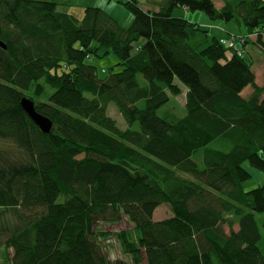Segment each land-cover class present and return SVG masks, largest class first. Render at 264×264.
<instances>
[{"label":"trees","instance_id":"trees-1","mask_svg":"<svg viewBox=\"0 0 264 264\" xmlns=\"http://www.w3.org/2000/svg\"><path fill=\"white\" fill-rule=\"evenodd\" d=\"M116 2L132 15L128 27L99 7L77 19L49 0H0L6 264H108L100 241L112 235L94 224L121 216L133 228L113 236L131 264H264L256 221L264 180L243 190L251 179L244 163L264 174V87L241 48L264 53V0H226L219 9L212 0ZM175 9L241 22L246 36L228 48L229 36L174 17ZM110 54L120 71L100 79L89 60ZM182 90L185 115L160 114ZM23 98L51 121L49 133ZM161 205L171 215L155 222Z\"/></svg>","mask_w":264,"mask_h":264},{"label":"rangeland","instance_id":"rangeland-1","mask_svg":"<svg viewBox=\"0 0 264 264\" xmlns=\"http://www.w3.org/2000/svg\"><path fill=\"white\" fill-rule=\"evenodd\" d=\"M53 1L57 4H61L62 7L59 8L61 11H64L63 7H68L71 5V3L74 0H49ZM114 4L116 9L110 10L108 13L111 15L122 27H128L131 24L132 21V15L129 14V12L121 5L118 4L115 0H108ZM216 4L218 3L217 0H215ZM100 5L95 0H76L75 5L73 7H68L70 10H68V13L76 17L77 19H81L83 16V9L85 7H103L101 9L108 10L107 6H98ZM218 5V4H217ZM106 11V10H105ZM107 12V11H106ZM183 15L187 16V19H189L192 22L198 23L203 29H207L211 35H216L217 37L228 35L227 33H234L235 38L238 39L240 36H246V29L242 25L241 22L238 23H220L217 21H210L206 15L202 12H186L181 9H175L173 12L174 17H181ZM209 21L208 23H203ZM229 36V35H228ZM256 35L251 34L249 36V39H255ZM240 43L238 41L236 43V46ZM249 48H251V45H248ZM254 48V56L252 63L251 58L246 54L244 55V58L248 63H251V68L255 74L256 77V83L259 86L264 87V53L257 49L255 46L252 45ZM230 54V52H227ZM119 60L114 57L113 55H107L102 58H92L89 60V63L96 67L97 69V75L100 79L106 77L110 71L117 72L120 71V67L117 66ZM139 83H144L145 80L141 77H137ZM177 84H180L176 81ZM181 85V84H180ZM183 89V88H182ZM248 89H251L248 87ZM181 96H178L176 98H171L169 103L165 106H163L159 113L161 114L165 110L172 111L177 117H183L185 115L184 110V103H185V97L184 93L185 91L182 90ZM247 92L244 91L243 96L245 95L247 97ZM108 116H110L112 119H114L117 123V126L121 129L126 128V123L122 119L121 115L117 111L116 107L113 104L108 105L107 110ZM137 125H133L132 129L137 130ZM193 160L198 162L195 157H193ZM244 169L251 175V179L243 183V190L244 191H250L252 189H255L258 187L264 180V174L258 170L253 169L248 163L243 164ZM184 178L190 179L194 181V179L187 175V174H181ZM170 212V209L166 205H161L155 214L156 219L152 217V220H158L161 219L164 216H167ZM153 216V215H152ZM155 217V216H154ZM158 222V221H157ZM94 228L100 231H104L106 233L111 234L112 236L107 237L105 241H100L101 248L103 249V252L105 254V257L108 261V264H131L130 259L128 256L122 254V249L118 243V240L113 236L119 231L123 230H130L133 228V225L128 222L126 217L121 216V220L118 223H109V222H99L94 224ZM263 231V230H262ZM8 256L10 254L8 253ZM7 260V251L4 247H0V264H6Z\"/></svg>","mask_w":264,"mask_h":264},{"label":"crops","instance_id":"crops-1","mask_svg":"<svg viewBox=\"0 0 264 264\" xmlns=\"http://www.w3.org/2000/svg\"><path fill=\"white\" fill-rule=\"evenodd\" d=\"M96 2H98L100 5H98V6H107V8H108V10L107 9H105L106 7H104V10H106L107 11V13L110 11V10H113V9H116L115 8V6H114V4H112V2H110V1H108V0H95ZM213 1V3H214V5H215V7L216 8H221V7H223L224 6V3H225V1L226 0H217L218 1V5L215 3L216 1L215 0H212ZM75 2H76V0H74L72 3H71V5H69V6H71V7H73L74 5H75ZM141 3H144V0H141ZM60 4V3H59ZM143 5H145V4H143ZM99 8H103V7H99ZM183 11H185V10H183ZM186 13V12H185ZM182 17H184L185 19H187V16L186 15H183ZM189 20V19H188ZM209 21H206V22H203L204 24L205 23H208ZM233 33V32H232ZM232 33H229V34H232ZM234 34V33H233ZM241 44V43H240ZM239 43H238V45H240ZM249 45H251V44H249ZM238 47H241V46H238ZM241 48H243L244 49V54L246 55H248L250 58H251V63H252V61H253V56H254V48L252 47V45H251V48H249L248 47V45H244V47H241ZM250 63V64H251ZM257 84V83H256ZM258 85V84H257ZM259 86V85H258ZM260 87H263V86H260ZM244 91H248L247 92V96L251 93V89H248V87H246L244 90H243V92L241 93L242 94V96H243V93H244ZM185 94V93H184ZM183 94V95H184ZM245 96V95H244ZM159 208V207H158ZM157 208V209H158ZM157 209H155L154 210V212L156 213V211H157ZM171 215V213H169L167 216H164V217H162L161 219H158V220H153V221H155V222H157V221H161V220H164V219H166V218H168L169 216ZM155 216V217H154ZM153 218H155L156 219V217H158V216H156L155 214H153V216H152ZM256 221H257V225H258V228H259V231H260V235H261V237H260V240H259V243H258V246H259V249H260V251H261V253H262V255L264 256V214H261V215H257L256 216ZM263 230V231H262Z\"/></svg>","mask_w":264,"mask_h":264},{"label":"water","instance_id":"water-1","mask_svg":"<svg viewBox=\"0 0 264 264\" xmlns=\"http://www.w3.org/2000/svg\"><path fill=\"white\" fill-rule=\"evenodd\" d=\"M0 47L4 50L6 49V45L0 41ZM21 106L23 110L26 112L28 117L32 120V122L41 130L43 133H49L51 130L52 123L46 117L38 114L31 100L27 98H23L21 100Z\"/></svg>","mask_w":264,"mask_h":264},{"label":"built area","instance_id":"built-area-1","mask_svg":"<svg viewBox=\"0 0 264 264\" xmlns=\"http://www.w3.org/2000/svg\"><path fill=\"white\" fill-rule=\"evenodd\" d=\"M120 1H123V2H127V1H129V0H120ZM220 42L222 43V44H225V40H220ZM226 44H227V47L228 48H233L234 47V42L233 41H227L226 42Z\"/></svg>","mask_w":264,"mask_h":264},{"label":"bare ground","instance_id":"bare-ground-1","mask_svg":"<svg viewBox=\"0 0 264 264\" xmlns=\"http://www.w3.org/2000/svg\"><path fill=\"white\" fill-rule=\"evenodd\" d=\"M260 151V150H259Z\"/></svg>","mask_w":264,"mask_h":264}]
</instances>
